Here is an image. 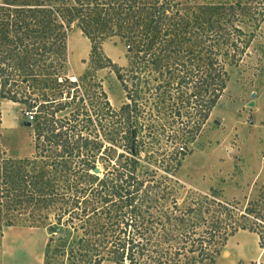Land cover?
Returning <instances> with one entry per match:
<instances>
[{
  "label": "trees",
  "instance_id": "16d2710c",
  "mask_svg": "<svg viewBox=\"0 0 264 264\" xmlns=\"http://www.w3.org/2000/svg\"><path fill=\"white\" fill-rule=\"evenodd\" d=\"M263 20L264 0H0V102L27 109L34 142L12 157L0 127V239L43 227L42 264H215L238 230L263 247L264 180L244 203L212 188L179 202L163 184L173 173L141 174L139 157L158 160L165 139L164 168L180 167ZM73 28L95 70L115 74L119 107L89 69L68 75ZM112 37L127 44L125 66L101 52Z\"/></svg>",
  "mask_w": 264,
  "mask_h": 264
},
{
  "label": "rangeland",
  "instance_id": "374dc122",
  "mask_svg": "<svg viewBox=\"0 0 264 264\" xmlns=\"http://www.w3.org/2000/svg\"><path fill=\"white\" fill-rule=\"evenodd\" d=\"M247 29L254 31L247 53L239 64L229 68L226 88L194 140L185 146L180 167L174 172L164 168L167 162L173 164L172 147L165 139L160 149L163 155L155 157L159 158L156 161L150 158V150L140 148V173L155 170L156 179L173 173L163 184L173 188L172 194L179 202H189L212 188L223 199L244 203L253 195L255 185L264 180V20L257 28ZM68 35L72 52L70 60L68 54V75L78 78L89 69L101 82L110 104L119 107L124 92L115 74L108 68L95 70L90 43L84 59L74 56L78 49L83 50L85 37L76 28ZM100 49L116 65H126L127 44L121 38L105 39ZM251 100L253 106H248ZM0 113L1 140L7 154L30 157L34 152L32 125H26L30 113L23 105L10 101L0 102ZM46 240L43 227L5 228L0 239V264H42ZM250 262L264 264V246H260L256 234L238 230L228 237L215 264ZM101 264L115 263L105 260Z\"/></svg>",
  "mask_w": 264,
  "mask_h": 264
},
{
  "label": "crops",
  "instance_id": "0c3cea01",
  "mask_svg": "<svg viewBox=\"0 0 264 264\" xmlns=\"http://www.w3.org/2000/svg\"><path fill=\"white\" fill-rule=\"evenodd\" d=\"M80 31V30H79ZM81 33V32H80ZM82 34V33H81ZM83 35V34H82ZM84 36V35H83ZM85 37V36H84ZM83 39V38H82ZM83 41H85V42H83ZM87 41H88V43H87ZM82 43H83V50H80V49H78L77 50V52H76V54H75V52H74V56L76 55L79 59H84L86 56H87V54H88V49H89V40L87 39V37H85V40L83 39L82 40ZM87 46V48H85ZM67 48H68V54H69V60H70V57L72 56V52H71V46H70V38H69V35H68V38H67ZM71 55V56H70Z\"/></svg>",
  "mask_w": 264,
  "mask_h": 264
},
{
  "label": "water",
  "instance_id": "95a60500",
  "mask_svg": "<svg viewBox=\"0 0 264 264\" xmlns=\"http://www.w3.org/2000/svg\"><path fill=\"white\" fill-rule=\"evenodd\" d=\"M255 96V93L254 92H252L251 93V98H253ZM248 106H253V101L251 100V101H249V103H248ZM250 122H251V119H250ZM218 123V122H217ZM26 125H30V123L29 122H27V124ZM132 148H133V146H132ZM99 170L98 169H94V172H98Z\"/></svg>",
  "mask_w": 264,
  "mask_h": 264
}]
</instances>
